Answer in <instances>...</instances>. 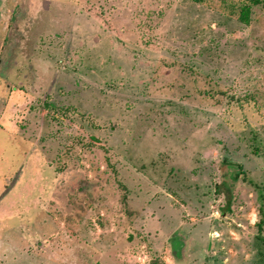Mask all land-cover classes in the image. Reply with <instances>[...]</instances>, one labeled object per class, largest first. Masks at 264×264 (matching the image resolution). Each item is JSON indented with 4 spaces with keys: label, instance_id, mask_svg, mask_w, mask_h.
Returning <instances> with one entry per match:
<instances>
[{
    "label": "rangeland",
    "instance_id": "rangeland-1",
    "mask_svg": "<svg viewBox=\"0 0 264 264\" xmlns=\"http://www.w3.org/2000/svg\"><path fill=\"white\" fill-rule=\"evenodd\" d=\"M0 264H264V0H0Z\"/></svg>",
    "mask_w": 264,
    "mask_h": 264
},
{
    "label": "trees",
    "instance_id": "trees-1",
    "mask_svg": "<svg viewBox=\"0 0 264 264\" xmlns=\"http://www.w3.org/2000/svg\"><path fill=\"white\" fill-rule=\"evenodd\" d=\"M229 164H233V163L230 161H226V160H223L221 162L220 170L222 171V174L224 176V181H227L226 177H227ZM233 166L239 167L237 164H235ZM238 170H239V168H238ZM238 170L234 174H236L238 172ZM181 246H182V241L177 240V242L174 243V247H173V254L178 261L181 260V258L183 257V253H182L183 249L181 248Z\"/></svg>",
    "mask_w": 264,
    "mask_h": 264
}]
</instances>
